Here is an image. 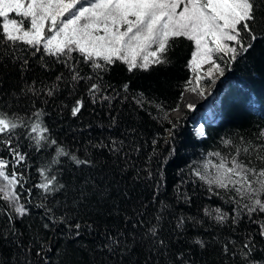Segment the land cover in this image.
<instances>
[{"label":"snow or ice","instance_id":"6c2138e0","mask_svg":"<svg viewBox=\"0 0 264 264\" xmlns=\"http://www.w3.org/2000/svg\"><path fill=\"white\" fill-rule=\"evenodd\" d=\"M181 5L182 10L177 11ZM261 9H264V0H0V48L7 57L0 62V84L10 71H18L23 78V74L30 70L29 60L16 55L19 45L34 50L33 55L43 50L44 55L66 70L57 73L51 84L33 80L27 85L25 81L26 87L10 93L17 100L21 97L32 100L31 108L26 109L24 115L0 108V146L11 157L10 161L0 157V200L9 209L5 227L0 228V251L15 248L16 264H33L29 259L32 244H39L37 257H41L42 250H45L44 243L36 239L39 231H34L29 243L25 244L22 239L24 232L16 226L17 222L22 223L30 217L27 205L33 203L28 198L31 197V189L26 190L27 204L21 202L22 193L17 191V187L22 189L26 182L17 168L26 165L30 156V153L20 150L19 140L23 137L36 152L45 151L49 156L37 168L41 181L34 185L40 190L41 197L34 206L43 210L42 223L37 228L51 231L62 226L61 234L73 240L81 236L82 230L89 234L99 231L102 242L96 245V250L115 256L116 264H161L153 259L155 256L163 257V264H196L190 255L194 248L201 256L218 248L222 259L234 260L239 256L241 264H264V144L259 148L251 144L236 147L234 154L228 156L213 153L220 157V162L215 165L217 174L212 178L201 174L198 169L192 173L209 185V192H213L212 185H215L235 194L231 216L219 208H205L204 214L220 228L227 226L234 233H243V239L239 243L230 238L220 240L210 233L207 239L183 240L188 244V255L180 250L173 253L171 237L162 233L163 216L157 212L149 218L140 211L148 207L136 195L135 184L141 179L140 172L127 176L128 168L125 166L109 179L103 175L99 157H93L86 151L84 158H80L76 151L52 137L42 119L47 113L35 107V99L41 95L51 98L62 89L67 90L74 98L70 114L77 118L86 104L84 96L77 95L82 82L92 104L107 102L110 107L113 96L108 92L111 85L104 81V74L117 62L125 65L129 73L168 65L170 42L179 37L194 44L187 67L198 70L208 63L213 66L209 69V77L215 73L223 76L224 69L213 54L228 56L229 64L246 56L258 38L264 37V32L258 36L255 31L257 11ZM13 13L14 16L10 15ZM260 18L264 21V10L260 11ZM73 53L80 59L76 60ZM80 65L87 66L89 71L84 72ZM39 68L45 73L51 71L47 61ZM200 79L197 72V82ZM38 82L42 88L36 87ZM128 90L129 84L125 83L122 91L127 93ZM200 95H204L203 91ZM143 96L139 93L133 100L142 105ZM187 107L194 110L192 104ZM116 123L117 116H111L110 126ZM200 133L203 134V126ZM258 138L264 141V130ZM89 144L95 149H106L113 159L127 155L123 140L110 139L107 144L89 141ZM225 145L231 146V141L226 140ZM67 162L75 172L63 180L61 177L67 171ZM125 178L126 183L123 182ZM147 179H152L150 171ZM160 186L158 183L156 188ZM57 193L60 201L45 203ZM213 194L219 195L218 192ZM184 199L189 201L191 197L185 193ZM56 204L64 211L57 214L53 207ZM88 209L97 219L112 218L114 226L110 228L104 224L101 229L95 219L89 222L81 216L82 211ZM115 221L122 223L116 224ZM185 223V217L177 218V240L181 238ZM249 224L256 228L249 230ZM258 245L261 246L258 248ZM257 251L261 253V259L254 256ZM0 264H12L11 258L0 259Z\"/></svg>","mask_w":264,"mask_h":264},{"label":"trees","instance_id":"16d2710c","mask_svg":"<svg viewBox=\"0 0 264 264\" xmlns=\"http://www.w3.org/2000/svg\"><path fill=\"white\" fill-rule=\"evenodd\" d=\"M261 10L257 11L255 26L258 36L264 32V21L260 18ZM10 15L14 16V13ZM170 43L172 47L167 54L170 60L168 65L153 66L149 71L136 70L129 73L125 65L117 62L104 74V81L111 85L108 89L109 94L113 96L110 107L107 102L92 104L83 90V82L77 95L84 96L86 104L82 114L77 118L70 114L69 108L74 98L69 96L67 90L62 89L51 98L41 95L35 99V107L42 108L47 113L42 119L49 127L52 137L76 151L80 158H84L86 151L93 157H99L103 175L109 179L117 175L119 168L125 166L128 168L127 176L140 172L141 179L135 184L136 195L148 204L146 209L140 211L145 212L149 218L159 212L163 216L162 233L172 239V252L180 250L188 255V244L183 243V240L190 242L196 237L207 239L210 233L220 240L230 238L239 243L243 239V233H234L227 226L220 228L214 220L204 214L205 208H219L231 216L235 207L232 197L235 194L212 185L213 192L219 193L214 195L213 192H209V185L192 173L198 169L201 174L212 178L217 174L215 165L220 162V157L212 155L213 153L218 152L221 157L228 156L234 154L236 147L242 148L251 144L252 147L259 148L264 144V141L258 138V134L264 130V37L258 38L246 56L238 58L234 63H225L223 81L214 90L220 94L217 122L204 124L205 137L200 140L193 137L191 132L189 126L193 118L191 113L186 112L181 120L168 116L171 110L180 105L182 94L188 86L190 68L186 65L191 59V52L194 51L193 42L183 37L176 38ZM33 51L23 45L17 47L16 55L29 60L30 70L23 74V78L18 71H10L6 78H3V83L0 84V108L24 115L26 109L31 108L32 100L27 97L17 100L10 93L18 91L22 86L30 85L33 80H43L51 84L57 73L66 71L61 64L54 63L51 57L44 55L43 50L36 52L35 55L32 54ZM73 57L76 60L80 59L76 53H73ZM6 58L3 55V48H0V62ZM44 61L51 65L50 72L40 70L39 65ZM80 66L84 72L89 71L87 66ZM125 83L129 84L127 93L122 91ZM36 87L42 88L43 85L38 82ZM139 93L144 94L142 105L133 100ZM125 96L128 99H124ZM111 116H117L115 126H110ZM110 139L123 140L127 155L113 159L106 149H95L89 144V141L107 144L110 143ZM226 140L231 141V146L225 145ZM19 145L20 150L30 153V156L26 165L17 168L26 180L23 188L17 187V191L22 193L21 202L27 204L26 190L31 189L32 194L28 198L33 203L27 205L30 217L22 223L17 222L16 226L24 232L22 239L25 244L29 243L34 231H39L36 239L42 241L45 247L41 257H37L39 244H32L33 251L29 259L33 264H45V259L47 264H116L115 256L96 250V245L102 242L99 231L89 234L82 230L81 236L73 240L68 235L61 234L62 226L51 231L37 228L42 223L43 210L34 206L41 198L40 190L34 185L41 181L37 168L41 167L49 156L45 151L36 152L23 137L20 138ZM0 157L11 160L7 150L2 146ZM256 164L259 165V161H256ZM65 167L67 171L61 177L63 180H67L75 172L70 162H67ZM148 171L152 173L151 180L147 179ZM117 178L119 179L118 176ZM123 182L126 183L127 178ZM158 183L161 186L157 189ZM185 193L191 197L189 201L184 199ZM53 200L60 201V195L57 193L50 196L45 203ZM165 205L167 207H164ZM53 207L57 214L64 211L59 204ZM8 211L3 200H0V228L5 227ZM81 216L89 222L95 219L96 225L101 229L104 224L110 228L114 226L112 218L105 216L97 219L91 209L82 211ZM180 216L186 218V223L180 240H177L178 230L175 229V225ZM29 225L32 227L29 228ZM243 227L242 224L241 228ZM248 227L249 230L256 228L251 224ZM256 239L259 240V237ZM260 246L258 245V248ZM16 251L15 248L3 249L0 251V259L11 258L12 264H16ZM190 255L196 264H241L239 256L234 260L222 259L218 248L210 249L202 256L194 248ZM254 256L261 259L259 251L254 253ZM153 259L163 264V257L155 256Z\"/></svg>","mask_w":264,"mask_h":264},{"label":"rangeland","instance_id":"374dc122","mask_svg":"<svg viewBox=\"0 0 264 264\" xmlns=\"http://www.w3.org/2000/svg\"><path fill=\"white\" fill-rule=\"evenodd\" d=\"M182 7L183 6L181 5V8L178 9L177 11L182 10ZM193 47H194V44H193ZM221 56H223V59L220 58ZM213 58L216 60L217 63L221 64L223 69H225L224 67H225V63L228 61V56H224L223 54H215L214 53ZM212 67L213 66L211 64L205 63L198 70H193L190 68V79L188 80V86L185 88V90L196 89L199 92L206 91V92H208V94L210 91V93H212V96L215 97V100H217L218 105H220V102H219V95L220 94L217 92L214 95V92H215L214 90H215V88H217L222 83L223 76H221L219 73H215L212 77H209L208 72H209V69H212ZM197 72L201 76V79L199 80V82H197V80H196ZM208 89H209V91H208ZM182 99H183V94H182L181 101L179 103L180 105L177 108H174L175 110L174 109L171 110V112L168 113V116L171 119L173 118L176 120H179V119L181 120L185 116L186 112L191 113L193 115V118H192V121L190 122L191 125L189 124V126H190L191 132L193 134V137H196L199 140L203 139V137H201V134L199 132H197L196 129L200 128L201 126H204L205 123H209L213 120L216 123L217 118L209 120V118L206 117L207 106L195 107L194 111L189 110L188 108L182 109L183 108L182 104H181Z\"/></svg>","mask_w":264,"mask_h":264},{"label":"bare ground","instance_id":"6f19581e","mask_svg":"<svg viewBox=\"0 0 264 264\" xmlns=\"http://www.w3.org/2000/svg\"><path fill=\"white\" fill-rule=\"evenodd\" d=\"M223 81V78H222ZM209 91V89H208ZM204 95H200V92L198 90H185L183 92V99H182V109L188 108L187 106L189 104H192L195 107H199V106H207L206 110H207V115L206 117L209 118V120L211 119H215L218 116V112H219V105L217 100H215V97L212 96V93L209 94L208 92L204 91L203 92ZM217 93V91L214 92V95ZM211 95V96H210ZM189 109V108H188ZM186 111V110H185ZM194 111V110H192Z\"/></svg>","mask_w":264,"mask_h":264}]
</instances>
